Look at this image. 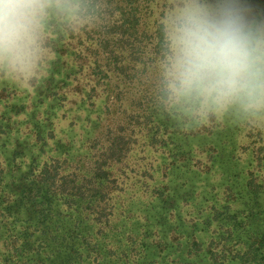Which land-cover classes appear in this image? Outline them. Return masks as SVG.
I'll list each match as a JSON object with an SVG mask.
<instances>
[{"label": "trees", "instance_id": "obj_1", "mask_svg": "<svg viewBox=\"0 0 264 264\" xmlns=\"http://www.w3.org/2000/svg\"><path fill=\"white\" fill-rule=\"evenodd\" d=\"M97 1L52 0L36 94L0 90V264H135L150 243L185 253L170 264H264V112L175 101L163 16L150 26L138 0H114L119 19L91 41L76 22ZM246 2L264 15L260 1ZM113 116L120 126L106 134ZM70 126L99 153L73 150L81 140ZM183 224L210 228L211 239Z\"/></svg>", "mask_w": 264, "mask_h": 264}, {"label": "clouds", "instance_id": "obj_2", "mask_svg": "<svg viewBox=\"0 0 264 264\" xmlns=\"http://www.w3.org/2000/svg\"><path fill=\"white\" fill-rule=\"evenodd\" d=\"M52 0H0V68L30 76ZM170 97L200 110L264 112V15L246 0H184L166 25Z\"/></svg>", "mask_w": 264, "mask_h": 264}, {"label": "rangeland", "instance_id": "obj_3", "mask_svg": "<svg viewBox=\"0 0 264 264\" xmlns=\"http://www.w3.org/2000/svg\"><path fill=\"white\" fill-rule=\"evenodd\" d=\"M259 5L263 6V2L261 0ZM110 0H98L97 4L95 3L94 7L92 8L91 11L88 10H81V14L78 15L79 19L77 20L76 24L78 27H80L81 32H87V34H89L88 38L91 39V41H94L97 36H98V31L97 28H102L105 29L106 24L109 23L110 21H116L119 19L118 17V11H116V5H115V1L113 0L112 3H109ZM135 3H139L140 8L142 9V11H137L138 12V17L140 19V21L142 22H147L150 26H153L155 23V20L158 18L160 19V16L162 15L163 18L162 20L165 21L166 23L169 21V18L171 17V15L174 13V11L178 8V7H182L184 0H138L135 1ZM164 12V13H162ZM84 29V30H83ZM50 57L53 58L54 55L50 54ZM37 62V61H36ZM4 71V72H3ZM48 72H46L45 70V66L41 67V66H37L35 64V67L32 69L31 74L29 77H25L22 74L19 73H15L10 71L9 69L6 68H0V90L2 87L10 85V88H15L19 91V94L15 96V100H18L21 96V94H27V92H31L32 95L36 94L37 92V88H38V80L34 81L35 78L34 74H36L38 76V78L44 74H47ZM54 81V80H53ZM53 81H51L50 83L52 84ZM56 83L52 84L53 87H60L63 85L62 81L60 80H56ZM60 85V86H58ZM7 93V92H6ZM6 95V96H5ZM1 97L2 101L1 104L4 105V103L7 101L6 99H4V97H7L8 94H5ZM77 98L76 96H74V92H72V98L71 99H75ZM31 102V99L29 100ZM33 102V100H32ZM75 106L70 105V108H74ZM0 108H2L0 106ZM8 111L11 109L10 107L7 108ZM30 110L32 111L33 109L30 108ZM58 111H61V109H59ZM115 116L120 117V114L117 113ZM113 116L111 119H107L104 121V124L108 125V127H102V130L105 131V133L107 134L108 130H112L113 132H116V129L118 128V126H120L117 122H115L116 118ZM82 118H84V115H82ZM65 125V121H63V123ZM89 123H86V129L88 128ZM25 127V129H28L31 125L30 124H22L21 126ZM262 125H264V121L262 123ZM72 129V135L75 138V140H81L78 142L77 145H74L73 150H75V148H78L79 150H86L85 152H89L87 151V144L84 141L86 139L85 135H81L80 133H82V130H77L75 129L74 126H70ZM68 128V127H66ZM106 128V129H104ZM88 131V129H87ZM86 131V133H87ZM106 134H103L100 132L98 135L103 137V139L106 137ZM112 134V132H108V135ZM68 137V134L65 135ZM49 145L52 144V139L53 137L49 138ZM3 140V138H2ZM2 140H0V144L3 142ZM84 141V142H83ZM14 142V141H13ZM96 144H89V146H93ZM99 142L97 141V146L95 148H93L92 152H89L90 154L97 151L96 150L98 148ZM11 146V145H10ZM10 146H8L7 148L10 149ZM15 148L18 147L23 148L21 146H18L16 144H14ZM53 146V145H50ZM6 148V149H7ZM24 149V148H23ZM3 147H0V154H3ZM8 151V150H7ZM28 151V150H27ZM95 156H90L87 157L85 159V167H90L92 166V158H94ZM184 226L181 227V231L185 232V233H194L196 234L197 237H199V239H202L204 241H209L211 239V229L210 228H204V226L202 224H198L194 230L191 229L190 225L188 224H183ZM168 223H166L165 228H167ZM205 229H208L207 231ZM168 232V229H167ZM150 238L147 239V244L145 247L148 246V244L150 243ZM6 244V235L4 236H0V250L3 249V247ZM171 247V246H170ZM172 248H168L167 250H165V252L162 254L160 253V248L159 247H155L153 245V243L149 244L148 248H145L143 250V252L141 254H139V257L136 256L135 258V264H170L169 262L172 260H175V262L178 261H185L186 260V255L185 253L181 252V251H174L171 250ZM205 259L203 258H199L194 260V264H209L207 262V260H205L206 263H203ZM130 264V263H129Z\"/></svg>", "mask_w": 264, "mask_h": 264}]
</instances>
